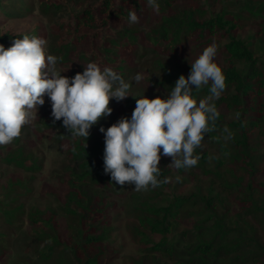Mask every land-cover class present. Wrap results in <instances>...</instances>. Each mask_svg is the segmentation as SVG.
Segmentation results:
<instances>
[{"label":"rangeland","instance_id":"374dc122","mask_svg":"<svg viewBox=\"0 0 264 264\" xmlns=\"http://www.w3.org/2000/svg\"><path fill=\"white\" fill-rule=\"evenodd\" d=\"M103 0H3L0 8V35L9 34L13 41L23 35L37 36L47 41L46 52L57 56V68L61 75L72 77L83 72L88 62H95L101 68L107 66L118 71V65L107 58L112 55L111 42L127 31L135 37L136 46L127 57V64L121 75L126 81H131V95L123 100H110L113 112L108 117H101L91 127L94 141L103 146L99 164L104 165V134L105 129L119 118H130L136 106V98L145 95L149 98L168 94L166 79L185 70L202 53L204 48L190 43L182 46L180 52L170 56L160 55L149 46L146 36L156 28L162 13L137 14L138 21L129 23L126 19H106L100 14L99 8ZM122 0H114V8L120 7ZM204 14V19L215 17L220 11L227 13L228 19L233 18L235 38L242 41L256 60L257 68L264 73V0H192ZM187 3V2H186ZM186 5V4H185ZM25 8V9H24ZM184 1L177 3V9L183 10ZM92 9L96 21L90 28L77 24V17L82 11ZM177 11L176 9H174ZM152 14V15H151ZM227 40L218 41V49H222ZM72 48L70 55L65 56L67 49ZM225 55L219 56L222 63ZM237 69L244 81L247 80L248 65L239 62ZM123 73V74H122ZM141 73L143 79L136 82L133 77ZM197 100L209 95L201 88L195 90ZM234 87L228 95H233ZM215 99L213 102H215ZM222 116L221 130L215 137L207 133L201 145L195 149L199 154L197 165L191 168L177 169L170 165L172 158L161 156L159 167L162 176L168 178V183L156 188L136 191L134 185L125 183L123 186L106 174L110 184L94 186L90 192L98 196V204L104 209V225L100 230L107 234L106 239L97 246L94 253L99 254L97 264H140L144 258L146 264H174L167 255L153 253L150 249L161 240L158 234L143 231L138 224L133 209L140 202L155 203L157 207L168 205L177 195H192L194 199L204 197L209 203L188 208L183 215L172 221L170 233L166 236L167 243L176 249L181 256L184 248L205 234L219 218L227 231L226 239L230 242L243 244L249 250L259 253L258 247L264 244L261 225L254 214L241 209L243 201L264 202V139L256 132H250L247 139L249 161L244 162L236 142L242 139L240 130L231 124L241 121L240 109L247 110L243 102L237 109L218 106ZM32 121L22 126L21 135L12 143L0 146V200L10 208H16L17 214L11 225L3 226L0 238L3 245L0 264H43L38 257L45 242L39 239L48 230L35 220L43 219L45 214L56 213L55 228L59 236L57 249H67V254L73 264H79L74 258L68 240L75 234L77 219L67 214L68 180L74 171L76 162L72 160L68 149L69 141L63 139L59 129H51L48 123L54 119L51 115V102L45 97V103L34 109ZM252 119L250 112H244L243 122L248 124ZM231 131L230 139L224 137ZM21 150L26 156L25 166L30 167L35 162L40 169L28 172L4 162L5 158ZM210 156L205 159L201 154ZM218 160L221 165H218ZM248 164V165H247ZM179 177V179H177ZM22 181V186L16 187V181ZM11 183L15 184L10 188ZM252 186L253 191L249 190ZM10 188V197L6 189ZM13 188L16 192H13ZM263 192V193H261ZM251 204V203H249ZM68 210H76L72 204ZM251 210V207H249ZM264 210L260 207L256 211ZM81 212V210H78ZM264 213V211H262ZM1 218V217H0ZM262 219V218H261ZM1 223V222H0ZM103 228V229H102ZM76 240H73V243ZM248 252L247 249H244ZM216 264H240L232 259L221 258ZM244 264H251L247 261Z\"/></svg>","mask_w":264,"mask_h":264},{"label":"trees","instance_id":"16d2710c","mask_svg":"<svg viewBox=\"0 0 264 264\" xmlns=\"http://www.w3.org/2000/svg\"><path fill=\"white\" fill-rule=\"evenodd\" d=\"M179 1L181 0H159L160 10L156 12L147 4V0H122L118 9L113 6L114 0H103L98 12L103 14L106 19H126L130 9L136 11L139 15L151 13L152 11L153 14L162 13L156 28L151 32V35L146 36L149 46L160 55L170 56L176 54L181 51L182 46L186 43L205 48L213 42L227 40L223 48L218 49L215 57V61L222 67L225 74L226 89L214 103L217 108L219 105H224L228 109L240 108L243 102L247 105L248 112L252 114V119L248 124L243 122L244 112H247V110L243 111L241 109V115L239 116L241 121L231 124L241 132L242 139L236 142V145H238L242 160L247 162L249 161L247 153L249 133L256 132L264 139V73L257 68L256 60L247 46L235 38L236 25L233 22L234 17L228 19L227 13L220 11L215 17L204 19L203 12L195 2L183 0L184 8L178 10L177 3ZM2 2L3 0H0V8ZM95 21L96 17L92 9L82 11L77 17L78 26L90 28ZM12 43L13 37L9 34L0 35V44H3L5 48L10 47ZM111 45L112 55L107 59L111 63L119 64L117 69L121 73L127 64V57L136 46L135 37L132 38L127 31H124L120 34V37L111 42ZM71 52L72 48L67 49L65 56L70 55ZM222 53L225 55V59L220 63L218 59ZM241 61L248 65L246 81L237 69V64ZM190 67L188 66L181 72L178 71L179 68H176V74L169 75L166 79L169 85L168 92H170L171 87L181 74L187 76L190 73ZM232 87H234L235 94L230 96L228 91ZM203 89L208 91V86H204ZM193 94L196 97V93L193 92ZM221 120L222 116L219 115L210 137L214 138L216 131L221 130ZM48 124L51 129H59L63 139L69 141L70 148L68 152L72 160L76 162L75 169L71 173L72 178L68 180L69 187L66 197L67 214L77 219L75 234L68 240V243L71 242L69 247L79 264H97L99 254L94 253V250L107 237L106 232L100 230L99 226L100 224L104 225L105 208L101 209L98 204V196L92 194L90 188L96 185L104 187V185L110 184L109 178L106 177L107 173L104 171V165L99 164L103 146L94 141L95 137L91 132L87 139L72 137L70 132L63 126L62 118L55 121L52 119ZM209 156L207 153L201 154L202 159ZM26 159L23 152L18 150L5 158L4 162L28 172H36L40 169V166H36L35 162L32 166L26 167ZM217 162L218 165H221L220 160ZM160 176H162L161 172ZM160 176L158 179L161 178ZM15 184L11 183L10 188L22 186V181L18 180ZM10 188L6 189L7 197H10L12 193ZM260 188H262L260 191L264 190V185ZM249 190L252 193L253 188L251 185ZM13 192H16L14 188ZM258 202L253 199H249L248 202L243 201L241 209L257 217L264 235V213H262L264 210L256 211L260 207L264 209V202L261 201L260 205H258ZM203 203L207 204L209 200L204 201V197L194 199L192 195L173 196L170 203L164 207H157L155 203H149L147 200L140 202L133 209L139 226L143 231L147 230L151 234L161 236V240L154 244L150 250L153 253L167 255L174 261V264H216L221 258H229L240 262V264L247 261L251 264H264V244L261 243L258 247L259 253H257L254 250H249L241 243L228 241L226 239L227 231L224 230L219 218H215L214 225L205 234L200 232V237H197L198 239L184 248V256L178 254L173 246L168 245L166 236L170 233L172 221L188 211V208L195 205L200 207ZM72 204L76 205V210H68ZM8 207L0 200V229H3L4 224L11 225L17 214L16 208L9 209ZM249 207H251V210H249ZM78 210H81V212H78ZM43 214L45 215L43 219L34 222L43 225L48 230L47 233L39 236V239L45 242L44 248L39 251V260L43 264H73V260L68 257L67 249H57L60 238L57 236V229L55 228L56 213ZM3 233L0 232V238ZM73 240H76V243H73ZM244 249H247L248 252ZM2 250L3 245L0 241V255H2ZM146 263L145 258L140 261V264Z\"/></svg>","mask_w":264,"mask_h":264},{"label":"clouds","instance_id":"9594fccd","mask_svg":"<svg viewBox=\"0 0 264 264\" xmlns=\"http://www.w3.org/2000/svg\"><path fill=\"white\" fill-rule=\"evenodd\" d=\"M156 12L159 0H147ZM130 9L129 23L138 21ZM47 41L37 36L23 35L10 47L0 44V146L21 135L22 126L34 117V109L51 102V115L61 120L72 137L86 138L101 117H108L113 108L110 100H123L131 95V81L111 67L101 68L88 62L83 72L72 77L61 75L58 58L46 52ZM218 46L205 47L190 65V73L181 74L165 96L136 98L130 118L123 116L106 129L104 134V171L123 186L134 185L136 191L156 188L168 183L158 179L161 156L172 158L177 169L197 165L194 154L207 133L211 132L220 113L213 102L226 89V77L215 61ZM137 73L133 79H143ZM208 86L209 95L197 100L193 92ZM133 96V95H131ZM226 140L231 131L224 129ZM179 179V177H177Z\"/></svg>","mask_w":264,"mask_h":264}]
</instances>
